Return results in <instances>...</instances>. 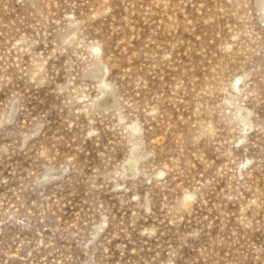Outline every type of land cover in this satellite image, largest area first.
<instances>
[{
    "label": "rangeland",
    "instance_id": "374dc122",
    "mask_svg": "<svg viewBox=\"0 0 264 264\" xmlns=\"http://www.w3.org/2000/svg\"><path fill=\"white\" fill-rule=\"evenodd\" d=\"M0 264H264V0H0Z\"/></svg>",
    "mask_w": 264,
    "mask_h": 264
}]
</instances>
